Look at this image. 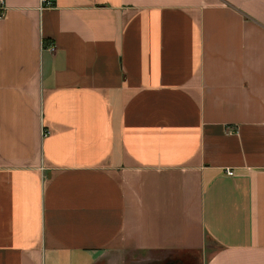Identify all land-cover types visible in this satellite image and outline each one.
<instances>
[{
  "label": "crops",
  "instance_id": "0c3cea01",
  "mask_svg": "<svg viewBox=\"0 0 264 264\" xmlns=\"http://www.w3.org/2000/svg\"><path fill=\"white\" fill-rule=\"evenodd\" d=\"M51 1L0 16V264H264V0Z\"/></svg>",
  "mask_w": 264,
  "mask_h": 264
},
{
  "label": "rangeland",
  "instance_id": "374dc122",
  "mask_svg": "<svg viewBox=\"0 0 264 264\" xmlns=\"http://www.w3.org/2000/svg\"><path fill=\"white\" fill-rule=\"evenodd\" d=\"M164 255H153L151 258V262L149 260H143L145 262L138 261L136 264H202L203 258L199 253L196 255H185V257L177 256V255H168V257ZM185 259V260H184Z\"/></svg>",
  "mask_w": 264,
  "mask_h": 264
},
{
  "label": "built area",
  "instance_id": "2783aa9c",
  "mask_svg": "<svg viewBox=\"0 0 264 264\" xmlns=\"http://www.w3.org/2000/svg\"><path fill=\"white\" fill-rule=\"evenodd\" d=\"M53 6V3L51 0H40V9H48L51 8ZM3 11H4V0H0V16L3 15ZM51 50H53V47L51 48ZM44 136L47 135V132H45L43 134ZM228 176H232V172H228L226 173Z\"/></svg>",
  "mask_w": 264,
  "mask_h": 264
}]
</instances>
